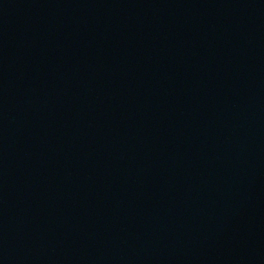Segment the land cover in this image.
Listing matches in <instances>:
<instances>
[{"label": "water", "instance_id": "95a60500", "mask_svg": "<svg viewBox=\"0 0 264 264\" xmlns=\"http://www.w3.org/2000/svg\"><path fill=\"white\" fill-rule=\"evenodd\" d=\"M0 264H264V0H0Z\"/></svg>", "mask_w": 264, "mask_h": 264}]
</instances>
